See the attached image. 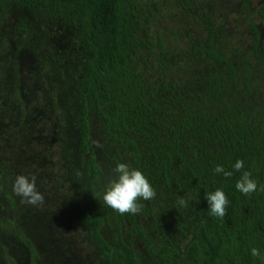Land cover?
<instances>
[{
	"label": "trees",
	"instance_id": "trees-1",
	"mask_svg": "<svg viewBox=\"0 0 264 264\" xmlns=\"http://www.w3.org/2000/svg\"><path fill=\"white\" fill-rule=\"evenodd\" d=\"M10 6L72 16L86 29L88 53L76 94L85 196L76 195L61 179L65 140L56 103L59 87L44 71L36 101L24 107L14 86L16 101L0 105V193L7 195L17 175H35L47 204L61 212L63 242L69 245L74 264H82L90 249L97 250L105 264H140L131 243L123 241L122 229L127 225L129 236H138L148 245L140 223L146 209L160 234L157 219L165 214L172 215L180 227V218L189 222L196 215L203 217L180 260H175L173 246L161 243L156 251L150 250L157 264H261L250 250L256 247L264 253V98L254 91L258 82L251 75L255 68L264 78V33L259 42V32L250 24L252 61L233 64L218 49L216 35L203 19L204 37L191 49L192 73L185 80L165 79L157 73L161 47L156 44V55L144 33L147 19L140 0H0V7ZM255 16L264 31V0H259ZM90 115L98 120L114 163L124 156L156 189V197L145 201L148 208L144 206L141 214L120 215L108 206L90 207L100 192V168L90 152ZM237 159L244 161L245 170L258 183L251 196L235 188L240 172L228 179L214 174L216 165L231 171ZM217 188L229 200L223 219L210 214L206 199ZM181 197L191 201L187 208L177 205ZM74 206L79 207L80 221L87 218L83 241L81 229L69 217ZM104 230L112 231V243ZM2 232L17 241L26 264H36L34 244L14 220L0 218ZM0 250L4 254L6 247L0 245Z\"/></svg>",
	"mask_w": 264,
	"mask_h": 264
},
{
	"label": "rangeland",
	"instance_id": "rangeland-1",
	"mask_svg": "<svg viewBox=\"0 0 264 264\" xmlns=\"http://www.w3.org/2000/svg\"><path fill=\"white\" fill-rule=\"evenodd\" d=\"M244 1H247L246 7L243 6ZM258 5L259 0H140L147 19V24H143L144 33L152 42L156 55V44L161 47V54L158 55L161 70L157 69V73L165 79L182 80L192 73L189 62L194 54L191 49L201 43L205 21L216 35V46L231 63H251L250 24L258 30L259 42L264 33L255 16ZM21 22L25 24V29ZM87 53L86 29L78 19L59 16L48 9L0 7V105L16 101L13 98L16 93L17 101L24 107L36 101L43 71L50 82L59 87L56 103L61 112L65 140L61 153V179L70 185L76 195L81 196H85L84 167L79 161L77 146L76 94ZM251 76L258 82L254 91L259 98H264V78L259 77L255 68ZM14 86L17 87L16 93L12 92ZM27 118L32 126L36 125L30 114ZM89 126L90 152L100 168V192L96 193L90 207L103 208L107 205L102 194L109 182L115 179L113 169L116 164L111 146L94 115L89 116ZM96 142L103 147H97ZM87 156L84 155V159ZM120 157L117 164L128 163L124 156ZM142 202L148 208L145 201ZM78 211L79 207H72L69 217L81 229L80 238L83 241L82 231L87 218L80 221ZM60 213L46 201L42 207L21 203V198L13 193L12 187L7 195L0 193V218L14 220L33 242L37 253L36 264H74L70 259L69 245L65 246L63 242L65 226L59 218ZM157 220L161 234L147 209L141 216L140 223L149 240L148 245L138 236H129L127 225L122 229L123 241L131 243L140 264H157L151 251H156L161 243L173 246L177 250L175 260H180L186 244L193 237L195 226L203 222V217L196 215L189 222L180 218L181 227L170 214ZM103 235L112 243V231L104 230ZM0 245L6 247L4 254L0 250V264H26L22 249L11 235L0 233ZM81 262L105 264L99 259L98 251L93 249L82 257Z\"/></svg>",
	"mask_w": 264,
	"mask_h": 264
},
{
	"label": "clouds",
	"instance_id": "clouds-1",
	"mask_svg": "<svg viewBox=\"0 0 264 264\" xmlns=\"http://www.w3.org/2000/svg\"><path fill=\"white\" fill-rule=\"evenodd\" d=\"M96 143L97 147H103L98 142ZM213 171L214 174L222 175L225 179L231 178L234 172H240L235 188L246 197L251 196L258 190L257 181L252 178L251 171L245 170L242 159L235 161L231 171L226 170L222 165H216ZM113 172L116 174L115 179L109 182L102 194L104 203L120 215L141 214L144 204L140 203V201L153 200L157 195L156 189L140 169L130 167L128 163L121 162L116 164ZM36 179L35 175H17L12 184V191L21 198V203L42 207L45 202V196L37 189ZM206 199L211 215L221 219L227 215L229 200L221 188L208 193ZM190 202V200L181 197L176 203L179 207L187 208ZM250 252L261 264H264V253L259 248L253 247Z\"/></svg>",
	"mask_w": 264,
	"mask_h": 264
}]
</instances>
